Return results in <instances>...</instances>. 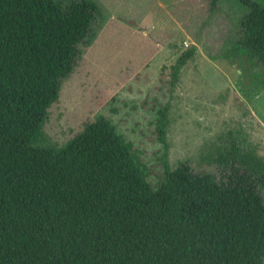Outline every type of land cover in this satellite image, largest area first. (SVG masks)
Returning a JSON list of instances; mask_svg holds the SVG:
<instances>
[{"label":"trees","instance_id":"obj_1","mask_svg":"<svg viewBox=\"0 0 264 264\" xmlns=\"http://www.w3.org/2000/svg\"><path fill=\"white\" fill-rule=\"evenodd\" d=\"M241 1L240 36L220 54L253 81L250 70L264 62V4ZM99 12L95 0H0V264H264V158L256 152L217 148L225 179L172 166L166 107L155 183L107 118L85 122L61 146L37 143ZM195 51L169 66L171 87Z\"/></svg>","mask_w":264,"mask_h":264},{"label":"rangeland","instance_id":"obj_2","mask_svg":"<svg viewBox=\"0 0 264 264\" xmlns=\"http://www.w3.org/2000/svg\"><path fill=\"white\" fill-rule=\"evenodd\" d=\"M95 1L100 12L93 36L80 44L73 71L62 79L38 144L61 146L85 122L104 117L132 141L155 183L163 158L157 117L166 107L172 166L187 162L195 172L225 179L228 168L215 159L217 148L264 158V62L250 70L251 81L220 54L240 36L247 12L241 0H219L218 9L210 0ZM189 46L194 56L171 87L169 66ZM259 192L264 196V187Z\"/></svg>","mask_w":264,"mask_h":264}]
</instances>
